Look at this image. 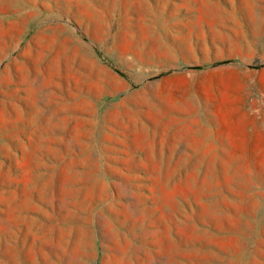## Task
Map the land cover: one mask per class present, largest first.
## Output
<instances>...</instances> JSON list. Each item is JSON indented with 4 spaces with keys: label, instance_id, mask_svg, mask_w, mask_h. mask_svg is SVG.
Masks as SVG:
<instances>
[{
    "label": "rangeland",
    "instance_id": "obj_1",
    "mask_svg": "<svg viewBox=\"0 0 264 264\" xmlns=\"http://www.w3.org/2000/svg\"><path fill=\"white\" fill-rule=\"evenodd\" d=\"M0 264H264V0H0Z\"/></svg>",
    "mask_w": 264,
    "mask_h": 264
},
{
    "label": "crops",
    "instance_id": "obj_2",
    "mask_svg": "<svg viewBox=\"0 0 264 264\" xmlns=\"http://www.w3.org/2000/svg\"><path fill=\"white\" fill-rule=\"evenodd\" d=\"M247 125V121L246 119L243 120L242 122V119L238 118V117H231L228 119V125H230L231 127L233 126H241V125Z\"/></svg>",
    "mask_w": 264,
    "mask_h": 264
}]
</instances>
